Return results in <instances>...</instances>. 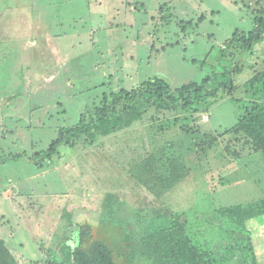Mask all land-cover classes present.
Listing matches in <instances>:
<instances>
[{
    "label": "rangeland",
    "instance_id": "374dc122",
    "mask_svg": "<svg viewBox=\"0 0 264 264\" xmlns=\"http://www.w3.org/2000/svg\"><path fill=\"white\" fill-rule=\"evenodd\" d=\"M263 2L0 0V236L18 264L58 252L71 220L84 250L104 241L117 264H153L149 250L186 237L210 264H264V152L232 132L264 100V42L202 112L133 111L116 132L35 156L123 88L200 83L216 69L201 62L252 30Z\"/></svg>",
    "mask_w": 264,
    "mask_h": 264
},
{
    "label": "trees",
    "instance_id": "16d2710c",
    "mask_svg": "<svg viewBox=\"0 0 264 264\" xmlns=\"http://www.w3.org/2000/svg\"><path fill=\"white\" fill-rule=\"evenodd\" d=\"M261 16L256 17L255 25L249 32H234L223 48H220L218 62L213 63L204 59L203 65H211L216 69L212 74L206 75L200 83L192 82L181 88H172L170 82L164 78L149 80L141 86L127 90L121 89L118 94H113L114 99L110 104L96 106L92 114L84 113L78 123L63 129L59 138L52 142L46 152L36 154L40 160L52 159L60 153L62 145L72 147L77 139L86 134V137L95 138L97 133L105 131L116 132L125 124V117L133 111L143 113L149 107H158L161 110H185L202 112L208 109V101L216 100L221 91L231 93L234 90L235 70L232 66L240 53H252L255 47L264 42V2L261 7ZM248 60V58H247ZM247 62V61H246ZM264 64V59H263ZM193 63H199L193 59ZM254 64H249L247 66ZM218 66V67H217ZM249 66V67H251ZM257 82L256 79H254ZM252 82V83H253ZM261 93L264 95V71L259 75ZM254 86V84H252ZM177 92V94H176ZM202 105L196 108L193 104ZM232 132H243L253 138L257 147L264 152V100L253 103L239 118ZM89 137V139H90ZM11 157V155H10ZM173 179L167 188L173 187ZM63 246L58 252H51L49 256L32 264H117L109 246L101 240L92 243L90 250L82 248L88 231L75 221H70ZM164 238L171 235H163ZM168 237V238H169ZM185 238V236H183ZM181 244H172L171 248L149 250L148 257L153 264H210L203 258L201 252L191 245L187 239ZM178 245V246H177ZM0 264H18L17 260L7 247L5 240L0 236Z\"/></svg>",
    "mask_w": 264,
    "mask_h": 264
}]
</instances>
